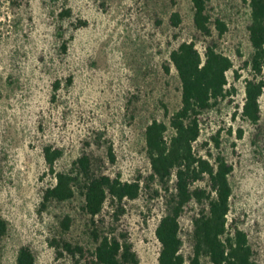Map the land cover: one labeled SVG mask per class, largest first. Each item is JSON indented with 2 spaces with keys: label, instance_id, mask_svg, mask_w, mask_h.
<instances>
[{
  "label": "rangeland",
  "instance_id": "rangeland-1",
  "mask_svg": "<svg viewBox=\"0 0 264 264\" xmlns=\"http://www.w3.org/2000/svg\"><path fill=\"white\" fill-rule=\"evenodd\" d=\"M65 10L69 15L61 14ZM174 13L178 26L171 23ZM207 13L209 37L193 26L191 0H0V219L6 224L0 264H15L22 247L32 251L34 264H73L57 254L53 241L95 246L78 192L42 208V193L54 184L43 159L45 145L62 150L58 171H70L80 155L90 153L100 160L98 172L140 181L139 196L123 203L118 220L109 200L95 220L103 232L124 235L139 264H158L154 231L166 207L163 191L149 180L144 132L153 120L169 126L180 107L169 55L184 41L194 42L201 54L213 43L233 63L227 87L234 92L201 115L194 148L211 162L221 155L232 166L228 225L246 233L255 261L264 264V89L258 123L241 116L245 81L253 77L247 65L249 2L209 0ZM216 20L226 25L222 35ZM166 135H172L170 128ZM197 210L193 205L180 219L185 259L192 255ZM66 216L71 225L64 231Z\"/></svg>",
  "mask_w": 264,
  "mask_h": 264
},
{
  "label": "trees",
  "instance_id": "trees-1",
  "mask_svg": "<svg viewBox=\"0 0 264 264\" xmlns=\"http://www.w3.org/2000/svg\"><path fill=\"white\" fill-rule=\"evenodd\" d=\"M209 0H191L193 26L203 36H211V21L207 13ZM250 23L247 27L252 53L247 65L253 77L244 85V102L241 116L251 122L260 120L259 99L263 93L264 80V0H248ZM62 15H69L65 10ZM180 16L172 14L171 23L178 26ZM219 35L226 31V25L215 21ZM63 50L66 46L63 45ZM169 63L175 69L180 83V107L170 117L169 126L153 120L145 128L146 156L150 163L149 180L163 191L166 213L160 218L154 234L160 245L158 264H258L246 233L237 227H229L228 214L232 196L229 176L232 166L223 156L217 155L211 162L198 155L194 144L200 137L201 115L218 105L234 92L229 89L227 73L233 63L217 51L211 43L201 54L192 41L181 42L169 55ZM166 72L169 68H165ZM235 78L238 75L235 74ZM71 83V80H68ZM59 83H55V88ZM172 135L167 137L168 129ZM43 159L54 184L42 193V208L50 202H67L76 193L82 197V211L89 217L92 226L90 235L95 243L92 250L64 239L53 241L59 256L67 255L73 264H139L132 245L124 235L118 238L103 232L95 218L111 201L117 208L115 215L123 213V203L136 199L141 191L140 181H123L119 176L111 177L99 171L100 160L90 153H83L72 164L68 172L58 171L56 163L63 156L59 148L45 145ZM111 163L115 155L111 146L107 148ZM206 181V186L195 184ZM156 194L158 192L156 191ZM193 205L198 210L192 222V255L185 259L181 253L180 219ZM71 219L66 216L61 222L64 231L70 228ZM6 231V224L0 219V236ZM35 258L28 247L19 249L15 264H34Z\"/></svg>",
  "mask_w": 264,
  "mask_h": 264
}]
</instances>
